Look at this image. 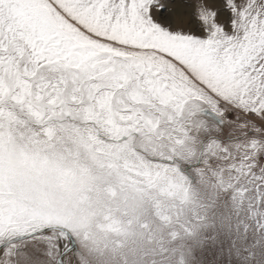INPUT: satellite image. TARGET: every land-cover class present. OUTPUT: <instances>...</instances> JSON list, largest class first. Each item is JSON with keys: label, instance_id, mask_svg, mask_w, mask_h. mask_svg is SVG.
I'll return each instance as SVG.
<instances>
[{"label": "snow or ice", "instance_id": "snow-or-ice-1", "mask_svg": "<svg viewBox=\"0 0 264 264\" xmlns=\"http://www.w3.org/2000/svg\"><path fill=\"white\" fill-rule=\"evenodd\" d=\"M0 264H264V0H0Z\"/></svg>", "mask_w": 264, "mask_h": 264}]
</instances>
